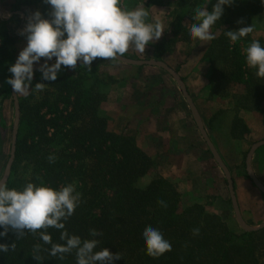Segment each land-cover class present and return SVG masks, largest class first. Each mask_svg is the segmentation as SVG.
Instances as JSON below:
<instances>
[{
  "label": "trees",
  "instance_id": "trees-1",
  "mask_svg": "<svg viewBox=\"0 0 264 264\" xmlns=\"http://www.w3.org/2000/svg\"><path fill=\"white\" fill-rule=\"evenodd\" d=\"M187 2L181 0V5ZM194 4L173 24L172 43L189 41ZM207 7L210 10L211 4ZM261 12L264 5L260 0H236L226 7L221 20L211 28L215 39L209 41L202 58L211 67L209 94L230 97L235 114L240 109L263 112L264 79H258L246 64L245 49L254 41L250 33L232 42L226 32L250 26L251 16ZM0 37L1 53L17 39L7 31ZM165 44L163 40L152 45L155 53L163 55L173 47L164 49ZM45 82L49 88L40 98L30 101L32 94L19 97V127L5 183L8 188L21 189L29 182L54 188L73 184L80 203L66 221V230L82 239L91 238V229L102 233L97 237V250L106 247L113 254L119 252L122 257L114 264H259V258L264 257V228L238 235L221 217L207 213L199 204L181 209L179 192L164 177L152 179L144 188L135 185L149 171L151 159L132 136L107 129L106 119L97 112L105 97L97 90V76L79 69L72 76L61 74L55 82ZM224 88L235 92L226 94ZM215 118L216 114L210 125ZM229 131L233 139H243L249 133L238 114ZM20 164L30 168L27 177L16 175ZM146 228L158 229L171 243V251L158 258L148 256L141 239ZM39 231L43 230L25 233L19 239L9 231L0 243L14 242L15 249L0 254V264H76L75 250L63 258L50 256L51 245L43 244ZM47 232L53 243H63L60 231L49 228ZM36 245L41 246L38 254L34 253Z\"/></svg>",
  "mask_w": 264,
  "mask_h": 264
},
{
  "label": "rangeland",
  "instance_id": "rangeland-1",
  "mask_svg": "<svg viewBox=\"0 0 264 264\" xmlns=\"http://www.w3.org/2000/svg\"><path fill=\"white\" fill-rule=\"evenodd\" d=\"M186 1L188 2L184 6L181 5V0H121L122 7L126 9L146 7L150 12L149 21L160 19L165 27L160 40L148 45L145 52H140L134 45H130L121 58L135 62H164L177 74L189 96L198 121L230 175L235 202L241 217L247 226L257 227L264 222V199L261 198L263 195L260 191L253 189L255 186L244 164L251 145L264 140V110L261 112L258 109H240L237 114L247 127L249 125L252 128L253 134L248 133L243 139L232 138L229 130L231 120L237 115L235 102L226 95L209 94L207 89V77L211 67L202 58L208 49L209 41L189 39L174 44L171 41L173 39H170L173 24H176L179 16L191 7V3H195L193 12L206 3V0ZM3 2L9 8L22 10L26 16L25 23L27 16L36 10L41 11L45 16L50 11L43 0H3ZM257 15L250 18L253 31L249 35L253 40H259L264 45V18L259 17L260 19L257 20ZM21 29L16 31L17 39L7 52L1 53L0 48V180L10 158L15 121L13 90L11 85L6 83V79L11 75L8 71L9 66L15 62L20 50L26 46L25 36L20 35ZM5 31L13 35L9 31L8 24L0 19V34ZM210 31L212 33V29ZM163 40L166 44L162 45V48L173 47L165 54L158 55L152 45ZM79 69H85L89 74L99 78L97 90L105 97L99 103L97 112L106 119L107 129L117 134L132 136L136 144L151 159L152 165L149 171L136 181L137 187L144 188L152 179L164 177L172 182L179 192L181 209L199 204L207 213L221 217L233 233L240 235L246 232L235 216L225 174L204 141L178 81L166 68L150 64H129L118 59H97L93 62L91 71L78 66L76 70L63 69L58 75L72 76ZM38 82L45 83L44 90L49 88L47 82L41 80V73L36 71L32 87ZM44 90L36 92L30 89L28 93L32 94L30 101L40 98ZM229 90L223 89L226 94L235 92ZM22 95L15 94L18 104ZM262 106L264 109V100ZM214 114L216 118L210 125V118ZM251 162L255 165L258 162L261 170ZM249 164L251 172L262 183L264 145L260 150L255 149L252 152ZM29 169L28 165L20 164L16 175L27 177ZM258 261L259 264H264V257L259 258Z\"/></svg>",
  "mask_w": 264,
  "mask_h": 264
},
{
  "label": "clouds",
  "instance_id": "clouds-1",
  "mask_svg": "<svg viewBox=\"0 0 264 264\" xmlns=\"http://www.w3.org/2000/svg\"><path fill=\"white\" fill-rule=\"evenodd\" d=\"M236 0H206L203 7L194 12L193 23L188 36L193 40L210 41L215 39L210 29L221 20L226 7ZM49 6L47 16L36 10L27 16L20 35L25 36L26 46L20 50L8 71L11 75L6 83L11 85L16 95H27L32 89L44 90L43 82L32 87L36 71L41 80L55 82L63 69L76 70L85 67L89 71L97 59L116 60L123 57L130 45L145 52L148 45L159 41L165 32L160 19L149 21L150 12L144 6L134 9L122 7L121 0H43ZM264 5V0H260ZM211 4V9L207 5ZM242 23V21H240ZM253 31L252 26L228 30L226 36L235 42ZM247 66L254 70L258 79H264V45L259 40L252 41L245 49ZM43 60V63H40ZM50 61H54L51 62ZM34 65L38 67L34 68ZM50 156L49 160L54 161ZM80 203V193L69 183L59 188L47 184L27 183L23 188H8L0 183V239L9 231L22 238L25 233H37L43 244L51 245L49 255L63 258L75 250L76 264H114L121 259L119 252L113 254L108 248L98 249L97 237L102 233L91 229V238L82 239L69 234L66 221L74 214ZM60 231L63 243H53L47 229ZM141 239L146 254L158 258L171 251V243L155 228H146ZM15 249L0 243V254ZM40 245L34 253L38 254ZM33 257L39 259L38 255Z\"/></svg>",
  "mask_w": 264,
  "mask_h": 264
},
{
  "label": "water",
  "instance_id": "water-1",
  "mask_svg": "<svg viewBox=\"0 0 264 264\" xmlns=\"http://www.w3.org/2000/svg\"><path fill=\"white\" fill-rule=\"evenodd\" d=\"M118 60L126 62V63H129V64H137V65L150 64V65H157V66L164 67L178 81L181 89L183 90V92L185 94L187 103L189 104V108H190L191 112L193 113V116H194V118H195V120L197 122V125L199 127L200 133L202 134V137H203L204 141L206 142L209 150L212 152L215 160L217 161L218 165L220 166V168L222 169V171L225 174V177H226V180H227L228 186H229V192H230V195L232 197L233 210H234V213H235V216L237 218L238 223L241 225V227L246 232L255 231V230H259V229L264 228V222L261 223L257 227H253V228L249 227V226L246 225V223L244 222L243 218L241 217V215L239 213V209H238L237 204L235 202L233 185H232V181H231L230 175H229L224 163L222 162L219 154L217 153V151L213 147L212 142L210 141V139L206 135L205 131L203 130L201 123L198 121L197 115L195 114V110H194V108H193V106L191 104L189 96L186 93L185 88H184L182 82L179 80V77L177 76V74L175 72H173L164 62H149V61H146V62H141V61L135 62V61H132V60H129V59H126V58H121V57L118 58ZM41 63H43V60L41 61ZM36 67H38V65H34V68H36ZM13 97H14L13 99H14V104H15V121H14L13 129H12V142H11V148H10V158L8 160L5 173H4L3 177H2V179L0 180V183H3V184L6 183L7 178L9 177V174H10V171H11V165H12V162H13V159H14V152H15L16 135H17L18 124H19V105H18V100H16V97H15L14 93H13ZM263 144H264V140L253 144L252 145V150L255 149L258 146L263 145ZM251 151L249 152L248 157L246 159L247 173H248V176L250 177V179L252 180V182L257 186V188H259L262 192H264V184L261 183L257 179V177L253 174V172H251V170L249 169V156H250Z\"/></svg>",
  "mask_w": 264,
  "mask_h": 264
},
{
  "label": "crops",
  "instance_id": "crops-1",
  "mask_svg": "<svg viewBox=\"0 0 264 264\" xmlns=\"http://www.w3.org/2000/svg\"><path fill=\"white\" fill-rule=\"evenodd\" d=\"M259 17H261V18H264V13H261V14H259V15H257L256 16V18H257V20H259L260 18ZM0 19L1 20H4L7 24H8V26H9V31H10V33H13V35H16V31L18 30V29H21V27L22 26H25V20H26V16L24 15V13L22 12V10H20V9H14V8H9V7H7L6 5H5V3L3 2V0H0ZM11 28V29H10ZM248 129H249V134L250 135H252L253 134V130H252V128L251 127H249V125H248ZM236 140V139H235ZM259 142V141H258ZM257 143V142H256ZM255 144V143H254ZM264 145V144H263ZM263 145H261V146H258V147H256L255 149L257 150V149H259L260 150V148L263 146ZM255 149H253L252 150V145H251V147H250V151H251V153H250V156H249V158L251 157V155H252V152H254L255 151ZM258 155V154H257ZM252 164L254 163V162H251ZM259 163L257 162L256 163V165H255V163H254V166L256 167V168H258L259 170H261L260 169V167H259V165H258ZM245 165H246V162H245ZM252 167H253V165H252ZM247 169V168H246ZM249 169L251 170V166H250V164H249ZM251 180V179H250ZM251 182H252V180H251ZM253 183V182H252ZM263 183V182H262ZM254 184V183H253ZM254 186H255V188H253V189H255L256 191H260V194L261 195H263V196H261V198L262 199H264V192H262L259 188H257V186L254 184ZM253 187V186H252ZM251 191H252V189H251ZM264 208V207H263ZM244 220V219H243ZM244 222H245V220H244ZM246 223V222H245ZM261 224V223H260ZM259 224V225H260ZM258 225V226H259Z\"/></svg>",
  "mask_w": 264,
  "mask_h": 264
}]
</instances>
